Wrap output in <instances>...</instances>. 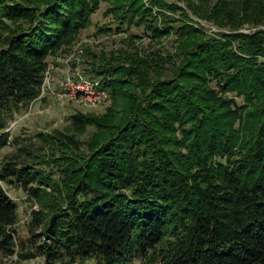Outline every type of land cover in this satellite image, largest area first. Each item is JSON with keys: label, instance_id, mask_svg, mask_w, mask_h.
Returning <instances> with one entry per match:
<instances>
[{"label": "trees", "instance_id": "obj_1", "mask_svg": "<svg viewBox=\"0 0 264 264\" xmlns=\"http://www.w3.org/2000/svg\"><path fill=\"white\" fill-rule=\"evenodd\" d=\"M99 1L0 0V150L16 146L0 155V264L36 255L45 264H264V29L195 40L186 10L233 30L264 25V0H105L118 22L144 23L152 38L175 31V52L86 49L84 72L100 78L111 104L73 113L72 132L39 133L50 152L10 139L49 56ZM176 10L181 19L168 13ZM230 90L247 103L218 95ZM87 125L95 129L82 151ZM55 143L69 154L54 155ZM3 183L37 203L27 239Z\"/></svg>", "mask_w": 264, "mask_h": 264}, {"label": "rangeland", "instance_id": "obj_2", "mask_svg": "<svg viewBox=\"0 0 264 264\" xmlns=\"http://www.w3.org/2000/svg\"><path fill=\"white\" fill-rule=\"evenodd\" d=\"M143 1L149 5L148 0ZM166 1L175 2L183 7L186 6V0ZM110 5L111 4L109 1H99L97 8H95V10L89 16L88 24L79 31L75 39L70 44L59 47L51 56H49L48 59L54 57V55L57 54L64 58L73 59L72 65H77L80 69H85L90 67L88 63L91 59L90 54L85 53L86 49L93 53H99V51H102L107 53V56L112 50H125L129 52L138 49L141 54L157 48L164 54H167L168 52H175V45L179 39L175 31L167 35L152 38L144 23L136 24L134 21H132L121 24L118 22V20L114 18V14L107 10ZM186 10L191 18L189 19V23H192L200 31L194 34L195 40L202 37L226 39V37H223L222 32L231 34L233 31L252 32L259 28L264 29V25L248 26L245 24L237 29L232 30L226 26L220 27L213 21L198 17L190 10ZM168 13H173L175 17L180 19L182 17L180 10L173 12L169 11ZM172 24L179 25L180 20L172 21ZM233 43V48H235V45H237L238 42L237 40L233 39ZM260 57L261 56H259V58ZM177 62L178 60L176 63ZM61 66H57L54 74L59 75L63 73L62 71L65 69V66ZM164 68L167 71L170 70L171 62H165ZM90 75H93V73ZM209 85L216 87L214 78L209 80ZM218 95L233 97L239 105L247 103V100L244 98V96L237 93L235 90L225 92L218 91ZM111 101L112 100L110 97L105 102H103V104L97 106H81L68 101L65 97L50 95L38 97L32 100L25 109L15 113L14 118L8 125L10 139L19 138L21 143L27 144L29 147L37 149L38 151H40V148L45 147V151H43L50 152L51 148L47 143H44L40 140L39 133L53 132L55 129H59L64 132H72L71 115L73 113L77 111L100 113L105 111V108L111 104ZM240 126L241 119L235 118L233 127L241 128ZM94 129V126L87 125L84 131L77 133L79 140L83 141V143H81L82 151L87 150L86 143L84 141L89 138ZM175 134L178 135L179 133L176 132ZM12 143L2 147L0 150V155L14 150L16 146ZM55 147L56 149H54V155L61 156L64 155V153L69 154L67 150L61 149L62 147L59 143H55ZM58 162H61V160ZM62 162L65 163L64 160H62ZM78 162L79 161H77V163ZM43 166L46 167L45 165ZM53 168L55 169L54 165ZM55 174L56 178L60 176L58 173ZM3 186L17 204L18 219L15 226L18 237L19 239H27L29 236L28 221L30 219L31 209L37 208V203L29 199L23 189L6 183H3ZM47 189H49V187H47ZM20 264H45V262L43 256L36 255L32 258L21 260ZM73 264H96V261L93 258H89L82 261H76ZM132 264H148V258L139 256L133 260Z\"/></svg>", "mask_w": 264, "mask_h": 264}, {"label": "built area", "instance_id": "obj_3", "mask_svg": "<svg viewBox=\"0 0 264 264\" xmlns=\"http://www.w3.org/2000/svg\"><path fill=\"white\" fill-rule=\"evenodd\" d=\"M72 61L57 54L48 60L37 98L46 95L65 97L81 106H97L109 99L110 91L102 86L100 78L86 74L84 69L72 65ZM58 65L65 69L56 75Z\"/></svg>", "mask_w": 264, "mask_h": 264}]
</instances>
